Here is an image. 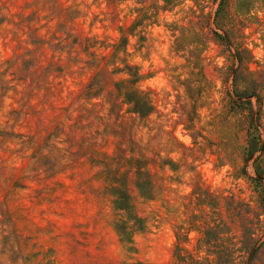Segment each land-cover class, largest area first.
I'll list each match as a JSON object with an SVG mask.
<instances>
[{
  "label": "rangeland",
  "instance_id": "obj_1",
  "mask_svg": "<svg viewBox=\"0 0 264 264\" xmlns=\"http://www.w3.org/2000/svg\"><path fill=\"white\" fill-rule=\"evenodd\" d=\"M0 264H264V0H0Z\"/></svg>",
  "mask_w": 264,
  "mask_h": 264
}]
</instances>
